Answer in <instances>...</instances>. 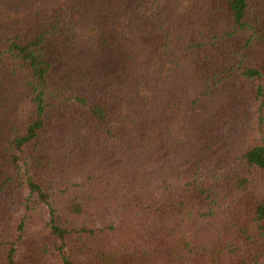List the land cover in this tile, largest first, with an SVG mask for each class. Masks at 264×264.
<instances>
[{
	"label": "trees",
	"instance_id": "1",
	"mask_svg": "<svg viewBox=\"0 0 264 264\" xmlns=\"http://www.w3.org/2000/svg\"><path fill=\"white\" fill-rule=\"evenodd\" d=\"M263 24L251 0H0V264H264Z\"/></svg>",
	"mask_w": 264,
	"mask_h": 264
},
{
	"label": "rangeland",
	"instance_id": "2",
	"mask_svg": "<svg viewBox=\"0 0 264 264\" xmlns=\"http://www.w3.org/2000/svg\"><path fill=\"white\" fill-rule=\"evenodd\" d=\"M251 1H252L253 8H257V12L258 13L264 14V0H251ZM263 26H264V24H263ZM71 32H72L71 30H68V28H66V29H64L62 31V34H67V33L70 34ZM72 39L70 38V36H66V38L64 40L65 43H63L65 46H67V48H68L67 50L70 51V52H68L69 60L67 62L68 70H67L66 73H64V70H65L64 67H62V66L58 65L57 63L53 62V61H56V60L60 59V57H61L60 55L61 54L59 52H52L51 56L49 58V60L54 63L53 75H55L54 77H56V79L53 78V80H54V84L53 85L57 89V91H59L61 94H62L63 91L68 92L71 88H74V87H72V85H76L77 81L75 79H73V76H74V71L77 69V64L79 63L81 65V68H83V63H81L80 60H79V58L81 57V54L80 53H72L71 52V48L73 47ZM239 40L240 39L232 40V43H233V46H234L235 49H239V47L242 46V43L239 44ZM13 65L14 64H12L11 62H10V64L5 63V60L0 58V72L2 74V77L0 78V80L6 79L7 78V74L10 77H12L13 79H15V77H17L16 76V71L14 69L15 65L14 66ZM63 78H65L64 80L66 81V83H69V84H66V86L61 84V82L64 81V80H62ZM242 83L243 82H241V81L235 80V85L237 86V88H239V87L241 88ZM163 85H164L163 82L160 81L159 83H157V88L159 87L158 89L161 90L160 87H164ZM232 87L234 89V86H232ZM20 92L21 91L19 89L16 90L17 97H18ZM198 94H199V92H198ZM241 97H243L244 100H245V96L241 95ZM246 100L248 102V98ZM62 103H63V101L58 102V108L62 109L63 111L66 112L67 111L66 109H68V108H66V105H62ZM21 111L23 113H25L26 115H28L29 113H31V106L28 105V104H25V105H23ZM215 111H217V109H215ZM194 112H195L194 116H192V118H194V120L191 121L192 123L200 122L201 120H204L205 116H203V113H205V112L207 113V109L206 108H199V109L194 110ZM61 115H62V113L58 114V117L61 116ZM118 115H119V117L121 119V113H118ZM181 116H182V119H187V115L185 113H181ZM114 117H117V119L119 120V117L117 115H114L111 118H114ZM120 122H121V120H120ZM111 125H115L114 120L111 121ZM29 153H30V156H31V159L29 160L30 164H31V167H35L36 169H38L42 173L43 176H47L51 180L55 179V175H49V172L44 170L45 167H46V163H45L44 159L40 160V161H36L35 159L32 158L33 156L31 155V154H33L35 152L31 149L29 151ZM36 157H40V156H36ZM0 181H1V175H0ZM7 188L11 189V191H14V187H7ZM17 198H18V195H17ZM43 209H44V207L41 208V210H43ZM40 213H42V212H40ZM21 215H22V211H20L16 215V218H14V223L15 224H17L19 222ZM39 216H40V214L37 215V217H39ZM71 221L72 220H68L66 222L68 223V222H71ZM35 226L36 227H41L42 226L41 221H39ZM90 244H92V243L90 242Z\"/></svg>",
	"mask_w": 264,
	"mask_h": 264
}]
</instances>
